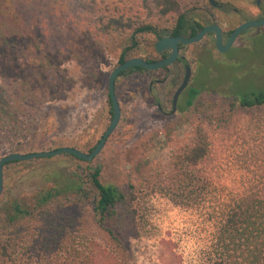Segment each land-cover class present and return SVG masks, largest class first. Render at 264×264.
Returning a JSON list of instances; mask_svg holds the SVG:
<instances>
[{
  "label": "rangeland",
  "instance_id": "1",
  "mask_svg": "<svg viewBox=\"0 0 264 264\" xmlns=\"http://www.w3.org/2000/svg\"><path fill=\"white\" fill-rule=\"evenodd\" d=\"M228 1L237 8L236 13L230 8L226 13L212 9L204 0L187 16L199 20L198 9H211L231 26L264 15V0L257 8L252 0ZM28 41L29 38H20L0 43V107L9 92L14 96L20 93L19 81L29 75L30 68L22 61ZM76 43L78 55L69 58L67 52L58 61L61 75L48 77L54 87L59 85V96L31 99L25 96H31L30 91L23 93L20 102L28 107L0 130V156L10 153L16 145L20 153L39 151L51 140L52 146L66 144L83 149L104 131L110 120L106 81L117 65L120 46L88 35ZM206 44L208 52L196 59L194 77L189 81L192 89L208 91L209 100L204 104L196 99L185 109L186 91L191 89L187 87L178 97L179 109L167 117L156 104L168 106L179 82L176 75L161 81L162 69H155L116 79L119 119L114 135L93 157V163L100 166L104 183L137 181L140 174L154 177L155 183V193L147 192L141 200L147 225L144 235L129 243L131 264H216L219 259L222 264H256L263 260L253 259L256 253H217L213 236L235 199L252 191L264 192V108L236 107L229 123L222 124L208 120L204 110L207 106L212 108L217 99L227 103L243 94L264 93V25L243 30L224 51H214L211 40ZM200 46L201 42L185 44L179 54L187 56ZM141 49V57L157 56L153 43L143 44ZM176 68L177 64L170 66L172 72ZM66 78L68 82H64ZM50 87L51 84L47 89ZM195 125L204 136L206 154L195 167H190L196 171L198 183L188 190L189 197L176 202L168 183L179 153L195 143ZM76 162L62 154L24 160L8 169L3 181L5 196L17 198L52 184L56 176L65 175ZM77 232L81 238H97L88 216L80 220Z\"/></svg>",
  "mask_w": 264,
  "mask_h": 264
},
{
  "label": "trees",
  "instance_id": "2",
  "mask_svg": "<svg viewBox=\"0 0 264 264\" xmlns=\"http://www.w3.org/2000/svg\"><path fill=\"white\" fill-rule=\"evenodd\" d=\"M203 3L204 0H0V43L30 39L22 52V61L30 72L19 81L20 93L14 96L9 92L6 103L0 107V130L28 107L20 102L27 90L31 96H25L31 99L59 96V85L54 87L49 78L61 75L58 61L67 52L69 58L78 55L75 47L80 38L88 35L118 43L119 64L131 57H141L143 44H152L164 36L194 35L200 26L196 28L187 13ZM182 46L179 44V48ZM157 57L141 58L150 62ZM134 72L150 71L139 66L121 70L114 78L113 89L118 77ZM68 81V78L64 80ZM49 84L51 87L47 89ZM196 99L204 104L209 100L208 91L192 88L186 91L184 108H189ZM107 100L109 104L108 95ZM212 104V108H205L204 116L216 123H229L236 107L264 108V93L243 94L227 103L217 99ZM109 107L111 118L110 104ZM193 132L195 143L179 153L176 170L168 183L172 196L177 197L176 202L189 197L188 190L198 183L197 173L190 167H195L206 154V143L198 125ZM113 135L114 130L104 144ZM98 139L83 149L66 144L52 146L51 140L41 150L69 146L89 153ZM18 146L10 152H19ZM33 151L36 150L23 153ZM62 155L78 163L65 175L56 176L52 184L9 198L5 196L3 182L0 264H131L133 253L129 243L142 237L146 230L141 200L147 192L155 193L154 177L140 174L137 181L104 183L101 168L93 163V158L81 160L69 153ZM22 162L24 160L3 163L2 180H6L8 169ZM86 216L94 225L97 238H81L77 232L80 220ZM213 240L217 253H256L253 259L261 257L263 260L255 263L264 262V192L252 191L235 199L220 221ZM215 263L222 264V260Z\"/></svg>",
  "mask_w": 264,
  "mask_h": 264
},
{
  "label": "water",
  "instance_id": "3",
  "mask_svg": "<svg viewBox=\"0 0 264 264\" xmlns=\"http://www.w3.org/2000/svg\"><path fill=\"white\" fill-rule=\"evenodd\" d=\"M255 2L259 3V0H255ZM208 3L210 5H214L213 0H208ZM261 25H264V15L258 19H250V20H245L243 22H240L230 31V33L228 34L223 44L221 42V35H220L219 27H217L216 25L204 26L190 37H183L180 35L164 36L153 42V49L155 52L159 53L163 50L168 51L167 56H165L164 58L148 62L142 59L141 57H131L117 64L108 73L107 81H106V90H107V95L109 99V104L111 106V118L106 128L100 135L97 143L92 148V150L89 153H84L73 147L61 146V147L51 149V150H41V151H33V152H27V153L10 152V153L4 154L0 156V193L2 190V182H3L2 165L3 163L7 161L28 160V159L39 158V157H49V156L58 155L62 153L72 154L81 160H90L101 150V148L104 145L105 139L115 128L118 122V119H119V115H120V107L115 97V93L113 89L114 78L119 71L129 68L131 66H139L147 70H155L159 67L167 66L175 60L177 53H178L177 48L179 44L185 45V44L195 43L199 41L206 32H209V31H212L214 33L215 49L217 51H224L233 43L236 36L239 33H241L243 30L250 28V27H257ZM188 75H189V70L187 66H185L183 78L172 95V102H171L172 108L170 112H172L174 109L175 100H176L177 95L187 83Z\"/></svg>",
  "mask_w": 264,
  "mask_h": 264
},
{
  "label": "flooded vegetation",
  "instance_id": "4",
  "mask_svg": "<svg viewBox=\"0 0 264 264\" xmlns=\"http://www.w3.org/2000/svg\"><path fill=\"white\" fill-rule=\"evenodd\" d=\"M206 1H207L206 3L208 4V6L210 8H212V9H221L220 11H222V13H226L225 11L228 8L232 9V11L234 13H236V11H237V8H235L232 5V3L230 1H228V0H225V1L213 0L214 5H210L208 3V0H206ZM260 1L261 0H259V3H260ZM252 3H253V6L255 8H257L258 5H259V3H256L255 0H252ZM198 10L201 13V14H199V20L191 19V22L194 24V26L196 28H198V26H200V29L202 27H204V26H207V25H216L217 27H219L222 44L225 42V40H226V38L228 36L227 34H228L229 30L231 31L237 24H239L240 22H243V21H239V22H235L234 25L227 26V22H222V20H221L222 17H221V15L217 14L218 12H216V11L213 12L211 9H198ZM198 30L199 29H197V31ZM208 37H209V39H207ZM208 40H211L212 48H213L214 51L217 52V50L214 47V33L212 31H209V32H206L199 41H197V42H201V46H200L201 48L198 51L190 53L187 56H183V55L179 54V49L180 48H179V45H178V48H177L178 53H177V56H176L175 60L171 64H169L167 66H162V67H159V68L156 69V70L162 69L163 75L161 77V81H166L169 76L170 77H172V76L175 77V75L177 76L176 78L179 80L178 84L176 85L175 89L172 91V93L170 95L168 106H164L163 105L165 107V110L163 109L162 105H160L158 103L156 104L157 109L164 116L168 117V116L174 114L180 107L177 104L179 95L182 94V92H184V90H186L187 87H189V88L193 87V85L191 83H189V81H190V79L192 77H194L195 61H196V59H198V57H199V55L201 53L208 52L209 48L206 47V45H207L206 43H208ZM156 54L158 56L156 60H159V59H162L165 56H167L168 51L167 50H163V51H161L159 53L156 52ZM189 57H192V58H189ZM174 64H177V68L172 72V70H170V66H172ZM185 66H187V68L189 70L187 83L184 86V88L177 95L176 100H175L174 109H173L172 112H170L171 108H172V104H171L172 95H173L174 91L176 90V88L178 87V85L180 84V82H181V80L183 78ZM150 84H151V81H149V83H148V90H151Z\"/></svg>",
  "mask_w": 264,
  "mask_h": 264
}]
</instances>
